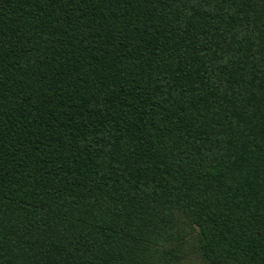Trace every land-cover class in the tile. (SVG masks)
I'll return each instance as SVG.
<instances>
[{
    "label": "trees",
    "instance_id": "16d2710c",
    "mask_svg": "<svg viewBox=\"0 0 264 264\" xmlns=\"http://www.w3.org/2000/svg\"><path fill=\"white\" fill-rule=\"evenodd\" d=\"M264 264V0H0V264Z\"/></svg>",
    "mask_w": 264,
    "mask_h": 264
},
{
    "label": "rangeland",
    "instance_id": "374dc122",
    "mask_svg": "<svg viewBox=\"0 0 264 264\" xmlns=\"http://www.w3.org/2000/svg\"><path fill=\"white\" fill-rule=\"evenodd\" d=\"M181 264H200V262L193 256H189L185 262Z\"/></svg>",
    "mask_w": 264,
    "mask_h": 264
}]
</instances>
